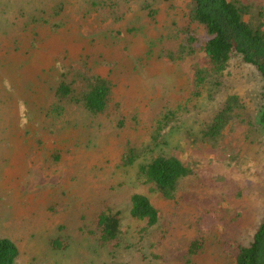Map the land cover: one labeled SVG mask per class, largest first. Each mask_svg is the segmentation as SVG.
Instances as JSON below:
<instances>
[{"label":"rangeland","instance_id":"374dc122","mask_svg":"<svg viewBox=\"0 0 264 264\" xmlns=\"http://www.w3.org/2000/svg\"><path fill=\"white\" fill-rule=\"evenodd\" d=\"M256 2L253 16L264 11V0ZM188 24L186 0H0V239L18 245V264H234L221 245L230 235L208 216L219 206L243 208L235 237L253 236L264 211L263 132L243 125L219 150L205 152L210 160L236 153L259 161L263 186L257 194L252 174L245 176L252 183L236 170L213 185V174L200 171L183 183L176 200L166 201L137 182L141 161L131 167L122 162L129 148L152 144L158 121L170 110L179 112L172 126L180 129L159 150L187 161L202 156L200 144L189 139L214 110L195 95L194 67L202 53L183 61L169 55L178 51ZM83 62L113 83L104 114L55 98L62 66ZM261 89L255 69L238 64L222 91L238 95L253 115ZM245 187V196L236 197ZM135 191L151 196L161 212L158 226L141 241L133 238L138 230L110 250L84 234L105 203L122 213L124 232L136 228L126 218ZM201 219L208 228L214 223L207 249L187 261ZM58 238L68 240L66 251L52 249Z\"/></svg>","mask_w":264,"mask_h":264},{"label":"trees","instance_id":"16d2710c","mask_svg":"<svg viewBox=\"0 0 264 264\" xmlns=\"http://www.w3.org/2000/svg\"><path fill=\"white\" fill-rule=\"evenodd\" d=\"M256 1L186 0L189 24L182 30L183 39L178 51L169 55L173 61H183L201 51L202 61L194 67L195 95L198 98L204 97L209 103L208 110H214L205 126L198 132H192L189 137L193 141L192 145L200 144L198 151L202 154L201 157L187 161L163 149L159 150L160 144L166 143L167 136L173 130L180 129L172 126L179 117V112L174 110L164 113L158 121L151 145L142 149L129 148L124 153L122 162L126 167L135 166L141 161L137 182L149 195L156 194L166 201H174L178 198L183 183L191 177H199L200 171L212 173L215 182L213 185H217L218 182H227L226 173L230 176L238 170L240 177L245 178L244 183H252L245 177L252 174L255 194L262 188L263 180L259 168L263 167L259 161L236 153L228 156L223 154L220 159L218 157L214 160L205 156V152L209 150H219L243 125L249 127L250 133L257 134L256 132L261 131L264 134V11L253 16ZM59 11H62V7ZM149 16L155 19L154 12H150ZM238 64L254 68L262 81L259 107L253 115L247 114L246 105L238 95L222 91L229 69ZM56 77L58 86L55 98L59 103L81 105L96 116L108 110L113 83L93 69L90 70L86 62L79 68L62 66L60 76L56 74ZM246 138L250 139V135H246ZM231 157L234 158V163ZM258 157L262 161V156ZM248 188L240 189L236 197H244ZM147 193L135 191L129 198L126 218L136 224V228L130 225L129 231L124 232L122 213L105 203L101 212L92 219L90 226H84L87 229V232L83 230L84 234L110 250L120 248L124 244L125 236L138 230L133 238L141 241L161 220L159 208ZM224 203L225 199L219 200V205ZM244 215L243 208L219 206L211 212L208 219H215L214 223L222 225L224 233L230 235L229 239L221 240V245L234 264H264V211L249 241H239L234 234ZM203 219L200 221L201 232L187 246V261L207 249V232L213 229L214 223L208 228L209 223H203ZM50 244L56 251H66L69 248L68 240L62 238L53 239ZM20 257L21 251L14 241L0 239V264H18Z\"/></svg>","mask_w":264,"mask_h":264}]
</instances>
